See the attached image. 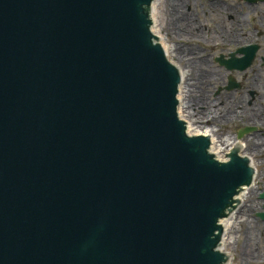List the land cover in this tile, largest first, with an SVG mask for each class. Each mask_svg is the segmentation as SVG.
Segmentation results:
<instances>
[{
  "label": "water",
  "instance_id": "95a60500",
  "mask_svg": "<svg viewBox=\"0 0 264 264\" xmlns=\"http://www.w3.org/2000/svg\"><path fill=\"white\" fill-rule=\"evenodd\" d=\"M156 6L0 0V264L234 259L221 220L258 169L240 146L224 161L215 138L190 135ZM258 50L216 62L243 72Z\"/></svg>",
  "mask_w": 264,
  "mask_h": 264
},
{
  "label": "rangeland",
  "instance_id": "374dc122",
  "mask_svg": "<svg viewBox=\"0 0 264 264\" xmlns=\"http://www.w3.org/2000/svg\"><path fill=\"white\" fill-rule=\"evenodd\" d=\"M243 2L160 0L156 6L155 31L159 39L165 41L166 45L177 48L185 57V62H175L178 67L186 71V65H193L190 72L192 80L193 83H199V88L193 89L191 94L196 102L193 108L199 117L210 122L204 127L215 129L220 141L228 137L237 138L239 131L244 128L254 130L243 135L240 140L245 142L246 147L251 148L249 136L255 135L262 141L260 154L255 155L249 149L244 151L250 160H255L253 167L258 169L254 179L255 186L251 191L253 194L243 204L248 208L249 223H241L231 230L229 244L223 247V252L234 257L230 264H264V222L258 217V214L264 212V201L259 200V196L264 193V125H251L249 117L243 115L264 110V102L257 98L259 91L264 89V81L259 89L253 88L255 77L251 72L255 67L256 73H264V9L250 10L253 8L250 7L247 10L240 3L246 7L250 5ZM233 18L238 19L232 22ZM240 36L245 40L237 41ZM254 45L259 50L253 65L244 72L247 82L242 81L238 72H228L225 66L221 67L215 61L221 57L227 61L230 54ZM235 80L242 82L241 90H229ZM251 92L255 93L254 100ZM223 113H229L231 120L215 122L214 119ZM225 154L226 152L221 154V157L224 158ZM249 234L252 238L248 244Z\"/></svg>",
  "mask_w": 264,
  "mask_h": 264
},
{
  "label": "bare ground",
  "instance_id": "6f19581e",
  "mask_svg": "<svg viewBox=\"0 0 264 264\" xmlns=\"http://www.w3.org/2000/svg\"><path fill=\"white\" fill-rule=\"evenodd\" d=\"M159 1L160 0H157V3ZM172 3H173V1H172ZM237 19L238 18H233L231 21L236 22ZM154 34L157 36V33L155 30H154ZM241 35L245 36L246 38L248 37L245 34H241ZM239 40H245V39L240 36V37H238L237 41H239ZM159 42H163V40L159 39ZM165 45H166V43H165ZM166 48H167V52H168V55L170 58V62L174 66L179 68L177 66V64L185 62V57L175 47L166 45ZM195 65H196V63H195ZM192 66H193L192 64L188 65V66L186 65V67H185L186 71L182 69L184 77H185V83H184V87H183L182 94L180 97L182 119L186 123V127H187L190 135H192V136L201 135V136H206L209 138H215L214 155L219 157V158H222V160H224V161L226 160L225 156L223 158V157H221V154H223L224 152L227 153L228 149L235 146V145L240 146V148L242 150L244 149L243 154H242L243 156H246L245 152H244L246 149H249L255 155L260 154V145L262 144V141L260 138H258L255 135L249 136V138H248V140L250 141L249 146L251 147V148H249V147H246V144H244L245 142L243 143L242 141L238 140L235 137H228L227 139L220 141L216 137V133H215L216 130L215 129L210 128V127H208V128L204 127V125L209 124L210 122L205 121V119L199 117L198 113L195 112L194 108H193V106H195L194 104L196 102L192 99L191 94L193 92V89L199 88V83H196V82L193 83L192 76H191L192 74L190 73V72H192L191 69H193ZM255 69L256 68L254 67L251 71L253 76L255 77L254 82L252 84V87L259 89V87H261L263 85L264 73L260 74V71L256 73ZM243 81L247 82V79H245ZM249 87H251V86H249ZM257 98H258V100L260 99L261 101L264 102V89L259 91V95ZM249 114L248 113L243 114L245 117H247V116L249 117V124H251V125H264V110L254 111V112H251ZM231 117L232 116H230L229 113H227V114L223 113V114L219 115L217 118H215L214 121L218 122L221 120V121H228L229 122L231 120ZM253 185L255 186V183ZM254 186L244 188L245 195L240 199L239 203L245 204V200L248 199V196L249 197L252 196L253 193L251 191H252V188ZM247 212H248V208L244 207V205H242L239 213L233 214V219H222L221 220V226H227L228 232L230 234L231 230L235 229V227H239L241 223H249V217H248ZM251 238H252V235L249 234V241H247L248 244L250 243ZM229 240H230V238L228 236H224L222 243H221V250H223V247L226 246V244H229Z\"/></svg>",
  "mask_w": 264,
  "mask_h": 264
},
{
  "label": "flooded vegetation",
  "instance_id": "af4514ba",
  "mask_svg": "<svg viewBox=\"0 0 264 264\" xmlns=\"http://www.w3.org/2000/svg\"><path fill=\"white\" fill-rule=\"evenodd\" d=\"M243 1H244L243 3L245 5L246 4L247 5H250V6L246 7V6L241 5V3H240V6L242 8L245 7L247 10L250 7H253V8H250V10H252V9H259L258 11H260V9H262V8L264 9V0H243ZM253 4H255V5H262L263 7H259V6L255 7V6H253ZM243 73L244 72H238V74L241 75L242 81L246 79V74L245 73L243 74ZM229 79H231V77ZM226 85H228V83H226ZM241 87L243 88L242 82L235 80V81L232 82V85L229 88H232L233 91H238V90H241ZM251 96L253 97V100H254L255 93L251 92Z\"/></svg>",
  "mask_w": 264,
  "mask_h": 264
}]
</instances>
